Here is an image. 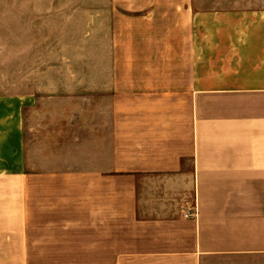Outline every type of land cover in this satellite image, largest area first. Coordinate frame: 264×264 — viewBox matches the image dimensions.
I'll list each match as a JSON object with an SVG mask.
<instances>
[{"label": "crops", "instance_id": "0c3cea01", "mask_svg": "<svg viewBox=\"0 0 264 264\" xmlns=\"http://www.w3.org/2000/svg\"><path fill=\"white\" fill-rule=\"evenodd\" d=\"M132 1L178 39L129 51L92 112L0 101V264H264V6Z\"/></svg>", "mask_w": 264, "mask_h": 264}, {"label": "rangeland", "instance_id": "374dc122", "mask_svg": "<svg viewBox=\"0 0 264 264\" xmlns=\"http://www.w3.org/2000/svg\"><path fill=\"white\" fill-rule=\"evenodd\" d=\"M245 1L197 0L194 8L238 10ZM131 2L0 0V101L14 95L54 99L65 104L56 109L62 121L78 108L92 112L100 84L118 72L125 76L129 51L178 39L173 22H144Z\"/></svg>", "mask_w": 264, "mask_h": 264}, {"label": "built area", "instance_id": "2783aa9c", "mask_svg": "<svg viewBox=\"0 0 264 264\" xmlns=\"http://www.w3.org/2000/svg\"><path fill=\"white\" fill-rule=\"evenodd\" d=\"M184 216L187 218H190V217L197 218L198 216L197 205H195L191 210L187 211V213H185Z\"/></svg>", "mask_w": 264, "mask_h": 264}]
</instances>
